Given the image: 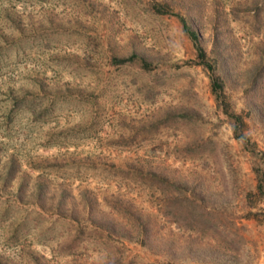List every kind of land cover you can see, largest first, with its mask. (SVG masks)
Segmentation results:
<instances>
[{
	"label": "rangeland",
	"instance_id": "obj_1",
	"mask_svg": "<svg viewBox=\"0 0 264 264\" xmlns=\"http://www.w3.org/2000/svg\"><path fill=\"white\" fill-rule=\"evenodd\" d=\"M261 66L264 0H0V264H264Z\"/></svg>",
	"mask_w": 264,
	"mask_h": 264
},
{
	"label": "trees",
	"instance_id": "obj_2",
	"mask_svg": "<svg viewBox=\"0 0 264 264\" xmlns=\"http://www.w3.org/2000/svg\"><path fill=\"white\" fill-rule=\"evenodd\" d=\"M161 10V9H157ZM179 15V18L182 22V26L184 30L188 33L189 37L192 39L196 51H197V58H198V63L202 64L205 66L208 70L211 71L210 74V84H211V90L216 98V100L219 102L222 111L232 119V130L234 133V136L237 139L245 138L246 142H251L254 145V141H250V137L245 131V126H246V121L243 116V114L239 111H236L232 103L228 97L227 91L225 89V82L220 76V74L217 71V67L213 65V63L209 62V56L204 47L201 44L200 41V36L196 32V30L187 22L186 18L182 15ZM261 69L264 70V66L260 67ZM264 135V132H263ZM254 149H252L253 151ZM262 155L264 156V151H262ZM251 170L254 173L255 177V183H254V189L251 191L247 192V199L250 202L251 196L254 195H260L261 197H264V161L256 162L251 165ZM134 171L136 173L146 179H149L153 185L157 186L158 188H163V187H173L172 189L176 192L178 196H180V201L184 200L186 202L185 204L189 208L188 202H192L193 199L192 197L188 196L187 193H184L182 187L180 186H174L173 182L170 181L168 175L166 173L158 168H146L141 167L140 165H135ZM44 187L43 191L41 192V197H44L46 193H49L50 186L48 183L44 182L43 185ZM62 195L60 198L61 203H67L69 201H73V194L68 191V188L63 187L62 188ZM89 195V194H88ZM86 203L90 208H93L95 204H97V198L95 196H91L86 199ZM131 210H134L131 208ZM134 215V212H133ZM136 217V214H135ZM145 225H143V231L144 234H146L147 237L152 236L153 230L149 228H146ZM156 233V232H155Z\"/></svg>",
	"mask_w": 264,
	"mask_h": 264
}]
</instances>
